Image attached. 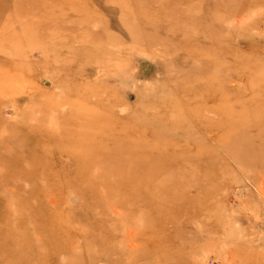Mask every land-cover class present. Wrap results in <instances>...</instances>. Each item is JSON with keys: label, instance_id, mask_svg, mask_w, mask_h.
<instances>
[{"label": "rangeland", "instance_id": "374dc122", "mask_svg": "<svg viewBox=\"0 0 264 264\" xmlns=\"http://www.w3.org/2000/svg\"><path fill=\"white\" fill-rule=\"evenodd\" d=\"M176 1L0 0V264H264V0Z\"/></svg>", "mask_w": 264, "mask_h": 264}, {"label": "bare ground", "instance_id": "6f19581e", "mask_svg": "<svg viewBox=\"0 0 264 264\" xmlns=\"http://www.w3.org/2000/svg\"><path fill=\"white\" fill-rule=\"evenodd\" d=\"M122 1H124V0H122ZM153 1V0H152ZM165 1V0H164ZM169 1V0H168ZM177 1H179V0H177ZM176 1V2H177ZM240 1V0H239ZM174 2V1H173ZM151 3V2H150ZM168 3V2H167ZM235 3H236V1H235ZM239 3V2H238ZM153 4V3H152ZM162 4H164V3H162ZM171 4H173V3H171ZM195 4V3H194ZM170 6V5H169ZM236 6V5H235ZM238 6V5H237ZM176 7V6H175ZM224 8H226V7H224ZM234 9V8H233ZM212 10V9H211ZM217 10V9H216ZM188 12V11H187ZM240 12V11H239ZM18 13V12H17ZM235 15V14H234ZM169 17V16H168ZM168 17H166V18H168ZM226 21V20H225ZM238 21H240L239 19H238ZM155 23V22H154ZM227 23V22H226ZM229 23V22H228ZM212 25V24H211ZM230 25V24H229ZM156 27V26H155ZM215 28V27H214ZM161 29V28H160ZM234 29V28H233ZM167 31V30H166ZM168 32V31H167ZM185 35V34H184ZM189 35V34H188ZM188 35H187V37H188ZM186 37V36H185ZM184 38V37H183ZM206 39V38H205ZM188 50V49H187ZM142 181V180H141ZM141 181H131V183L133 184V185H137V184H139V183H141ZM134 188H138V186H133ZM131 194L133 195V197H137V194H136V192H135V190L133 189L132 191H131Z\"/></svg>", "mask_w": 264, "mask_h": 264}]
</instances>
